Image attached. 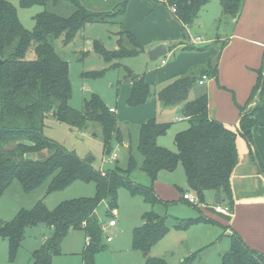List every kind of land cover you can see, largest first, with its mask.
Masks as SVG:
<instances>
[{"label":"trees","instance_id":"trees-1","mask_svg":"<svg viewBox=\"0 0 264 264\" xmlns=\"http://www.w3.org/2000/svg\"><path fill=\"white\" fill-rule=\"evenodd\" d=\"M19 6H43L33 16L32 30L26 29L18 19L16 6L10 0H0V195L16 179L24 192H30L48 181L46 194L61 190L76 180L92 182L93 196L77 197L62 201L52 210L44 199L37 200L29 209H20L14 217L0 223V235L7 239L9 258L13 260L29 229L43 225L49 232L41 246L31 252L32 264H52V257L61 253L60 244L69 231L85 233L86 244L82 253L83 264H94V255L102 248L103 225L96 208L106 201L108 208L117 206L119 189L142 195L151 206L173 205L164 200L154 189V180L160 170L173 171L181 164L188 190L193 191L199 202L206 191L221 196L220 202L227 201L232 207L230 176L237 164L236 138L242 136L253 145L252 129L258 127L254 115L261 109L258 104L250 110L245 107L255 96L264 93V61L258 71L257 84L247 102L238 106L239 127L228 128L208 115L206 92L194 98L190 93L197 84L199 73L217 76L216 68L207 61L198 73L195 70L177 76L160 90L153 92L144 74H135L125 67L123 79L131 83L130 95L126 101L131 108L146 103L151 96L163 105L178 106L188 121V126L175 133V150L170 151L157 143V138L166 133L167 124L158 123L154 118L139 126L135 151L127 157L125 168L117 162L105 171L92 165L93 158L83 159L74 152L45 134V120L52 116L57 121L84 131L90 123L101 128L102 143L106 154H112L111 141L121 142V130L116 115L112 114L103 99L95 93L83 99L80 110L69 105L72 86L68 62L56 52L53 40L62 37L64 44L70 43L86 25L105 23L107 11L86 9L79 0H17ZM129 0H122L121 7ZM175 7V15L185 24H190L197 10L207 0H165ZM222 14L237 17L243 0H219ZM124 12V10H123ZM121 25V24H120ZM125 33L130 48L117 41V49L108 50L94 41L95 51L104 62L117 59L121 67L122 57H131L143 52V46L128 31ZM33 51V58L28 52ZM113 65V63H112ZM111 65V66H112ZM263 71V73H262ZM106 69L90 70L85 76L100 78ZM263 87L257 94L260 82ZM257 163L264 174L257 153ZM35 155V156H33ZM118 161V160H114ZM145 174L150 184L134 183L130 175L135 171ZM185 191L182 192V194ZM180 201L184 200L181 195ZM194 205V204H191ZM174 227L178 230L193 224H219L208 217L177 218ZM142 224L132 231V247L146 256L145 264H165L158 258L148 257L151 247L169 230L168 219L153 211L144 212ZM229 248L220 256V264H264V253L250 248L236 233L228 235ZM201 250L192 252L181 264H193Z\"/></svg>","mask_w":264,"mask_h":264},{"label":"rangeland","instance_id":"rangeland-1","mask_svg":"<svg viewBox=\"0 0 264 264\" xmlns=\"http://www.w3.org/2000/svg\"><path fill=\"white\" fill-rule=\"evenodd\" d=\"M10 1L16 6L18 19L21 24L26 29L32 30L34 25L33 16L40 12L43 6L33 5L30 7H21L17 0ZM79 1L88 10L107 11L109 16L106 18L105 22L107 25L100 26L95 23V25L92 26V28H97L93 29L94 33H97V35L101 34L102 40L94 39L84 44L85 34L93 33L91 30L89 32L88 28L80 31L68 44L63 43L62 37L53 40L54 49L69 65V77L72 86V96L69 105L80 110L82 108L83 99L95 93L100 95L106 105L116 108V113L111 111L112 114L116 115L119 110L122 111L121 108L123 109L124 106L123 102H118L116 88L119 84L128 83L127 79H123L124 74H126L124 66L131 68L133 73L140 74L144 72L147 64L142 62L143 57L141 55H136L122 57L120 59L122 66L119 67L117 59H113L111 62L106 63L102 59L100 53L95 51L94 41H98L102 45L104 41L105 45H103V47L108 50L117 49L118 40H121L124 46L130 48V43L127 42L125 33H122L120 30L123 9L120 8L119 2L122 0ZM205 4L197 10L193 17L194 19L195 16H201L204 20V24L202 27H197L194 23V28L191 32L201 37H210V35L217 32L219 28L222 30L223 28L227 29V27H224L225 25L222 22L214 25L212 12L210 9H206ZM207 4L211 5V2ZM101 28H104V31ZM33 56V51H29L28 58H33ZM101 69H106L103 77L91 78L87 75L85 76V72L87 71ZM151 89L156 90V86H151ZM155 102L158 103L159 101L155 99ZM253 104H255L254 99L248 103V108H251ZM177 117H181L180 121L176 120ZM154 119L158 123L168 125L166 133L157 138V143L170 151H174V135L176 132L188 126L187 119L183 116L180 108L160 104H158ZM116 120L119 128L123 132L121 131V142H114V139L111 141L112 154L114 152L117 154L115 159L111 158V153L108 155L104 151L101 128L96 124L90 123L87 129L79 131L77 128H73L49 116L45 120L46 127L44 131L48 137L63 145L68 151L74 152L80 158H93L92 165L97 170L105 171V169L112 168L113 163L115 164L116 162L120 167L125 168L128 154L130 152H136L134 149L138 132L135 129V124H133L131 116L123 119L117 116ZM237 126L239 127V124ZM126 130H128L130 134H127ZM130 179L134 183L144 185H148L151 182L145 174L137 170L130 175ZM153 184L157 194L167 198L170 202H175V204H156L155 206H151L143 199L142 195L131 193L126 189H119L116 207L108 208L106 201L99 203L96 208L98 218L105 221V226L108 220L115 218L117 225L115 227H108L107 230V227L104 229L101 241L103 249L95 253L94 264H145L146 256H142L140 251L132 249L131 238L132 231L140 223L142 214L148 211H153L159 216H165L168 219L167 226L169 227L167 234L161 237L151 247L147 255L148 257L159 258L163 260L165 264H180V259H182L183 255H180L178 252L182 248L181 244H183L193 251L199 248H208L205 251L209 253L208 260H196L193 264H220L216 250L221 249V253L228 250L229 239L227 237L229 234L220 237L221 230L219 227L211 224H193L186 229L178 230L174 227L175 220L172 218V216L177 218L208 217L206 211L212 214L216 213L213 209L214 205H216L213 194L210 191H206L202 202L196 205H188L186 202L180 201L182 192L189 189L180 163L177 164L173 171L160 170ZM47 189L48 181H45L36 189L30 192H24L19 181L16 179L12 180L0 195V223L11 220L16 212L22 208H31L39 199H44L47 208L52 210L62 201L77 197H90L93 196L95 192V187L92 182L81 180H76L65 188L52 191L48 194H46ZM226 204L227 201L224 202V206H226ZM43 229H45V227H42L40 231ZM29 232L30 229L27 231L26 237L22 241L13 260L9 258L7 239L0 235V264H32L31 251L40 243L41 236L34 234V236L30 237ZM48 232L49 231L45 229L42 233ZM108 235L112 236L110 242L105 241V237ZM84 238L85 234L80 230L69 231L60 244V250L63 253H68L76 249L78 250L84 245ZM212 242L216 244L213 247L211 246ZM77 258L75 254L54 255L52 264H74V259L77 260Z\"/></svg>","mask_w":264,"mask_h":264},{"label":"crops","instance_id":"crops-1","mask_svg":"<svg viewBox=\"0 0 264 264\" xmlns=\"http://www.w3.org/2000/svg\"><path fill=\"white\" fill-rule=\"evenodd\" d=\"M208 2H211V5H208ZM119 3L121 7V1ZM205 6L207 10L210 9L212 12L214 25L222 22L228 30L219 28L210 37L195 35L191 32L194 28L193 24L202 27L204 24L203 18L195 16L190 24H185L171 11L165 0H129L122 6L124 12L120 30L132 33L143 46V52L139 55L143 57L142 62L147 65L144 72L140 74H144L146 81L151 86L155 85L157 91L177 76L190 70H195L198 76L200 70L210 60L211 68H216L217 76L206 74L207 78L202 84H199L198 81L202 78L199 73L197 84L191 91L190 98H194L201 92H206L208 115L228 128H238L240 117L238 106H242L247 102L251 91L256 87L258 71L262 69L261 65L264 61V0H243L241 11L235 18L222 14L219 0H207ZM96 24L100 26L107 25V23ZM93 25L95 23L84 28H88L89 32L90 30L93 31V33L85 34L84 44L94 39L102 40L101 34L94 33L93 29L97 28H92ZM158 44L165 45L166 54L157 61L151 62L147 57V52ZM103 45H105L104 41ZM152 90L156 92L155 89ZM116 91L118 102H123L125 106H123V109L121 108L122 111L119 110L116 118L118 116V118L123 119L131 116L137 132L142 123L155 117L158 104L163 105L161 102H155L153 95L143 105L135 108L128 107L126 101L131 91L130 82L119 84ZM254 103L252 107L258 104L261 109L254 115L259 125L252 129L253 145H249L240 135L236 138L238 161L230 176L232 207L228 213H219L214 210L216 213L212 214L208 213L207 209L205 211L208 218L225 225L226 228H222L218 224H211L219 227L221 230L220 237L236 232L250 248L264 253V177L261 174L257 160H254L253 153H257L261 164L264 166V93L260 98L255 96ZM106 106L109 109L113 108L116 113L114 106ZM251 108H248L247 105L245 111ZM180 119L181 117L176 118L177 121H180ZM126 132L130 134L128 130ZM210 192L214 196L216 205H224L223 202L217 203L220 202L217 201L219 195H216L213 191ZM159 196L164 200H168L161 195ZM141 224L142 220L137 226ZM199 224L206 225L207 223ZM41 226L44 227L40 225L32 228L33 230L30 229L29 232L30 237L34 234L41 236L40 243H37L36 248L48 236V233H42L46 228L40 231ZM85 242L86 239L84 238V245L81 248L68 253L61 251L59 255L75 254L78 258L77 260L74 259V264H83L82 253L86 247ZM213 242L212 247L216 245ZM181 245L182 248L178 252L183 255L180 264L194 252L188 249L186 245ZM204 248L198 249L201 250L197 258L199 261L208 260L209 253L205 252L208 248ZM132 249L134 248L132 247ZM216 251L220 260L222 250L217 249ZM140 253L142 256L144 255L142 252Z\"/></svg>","mask_w":264,"mask_h":264},{"label":"built area","instance_id":"built-area-1","mask_svg":"<svg viewBox=\"0 0 264 264\" xmlns=\"http://www.w3.org/2000/svg\"><path fill=\"white\" fill-rule=\"evenodd\" d=\"M170 9H171V11H172L173 13H175V7H174V6H170ZM162 62H164V61H162ZM206 78H207L206 75H202V78L198 81V83H199V84H202L203 81H204ZM109 110H110V111H114L113 108H110ZM116 156H117V154L114 152V153L112 154L111 158H112V159H115ZM182 198H183L184 200H187L190 204H194V205H196V204L199 203V200H198L196 194H195L193 191H191V190H187V191H185V192L182 194ZM214 210H215L216 212H219V213H228V212L230 211L229 207L224 206V205H215V206H214ZM115 224H116L115 219L108 220L107 223H106V226L103 225V228H102V229H103V233H104V229H105L106 227H107V228H106V230H107L108 227L115 226ZM111 240H112V236L108 235V236L105 237V241H106V242H110ZM88 242H89V240L86 239V242H85V243L88 244Z\"/></svg>","mask_w":264,"mask_h":264},{"label":"water","instance_id":"water-1","mask_svg":"<svg viewBox=\"0 0 264 264\" xmlns=\"http://www.w3.org/2000/svg\"><path fill=\"white\" fill-rule=\"evenodd\" d=\"M166 54V49H165V45L164 44H158L157 46H155L154 48L150 49L147 52V57L149 59V61L151 62H155L157 61L159 58H161L162 56H164ZM4 62V59L1 58L0 56V65ZM264 74V73H263ZM263 87V79L260 82V87L259 90L257 92V94L260 93L261 89ZM254 160H257L256 154L254 153ZM262 176L264 177V174L261 172ZM221 198L220 196L217 197V201H220Z\"/></svg>","mask_w":264,"mask_h":264}]
</instances>
